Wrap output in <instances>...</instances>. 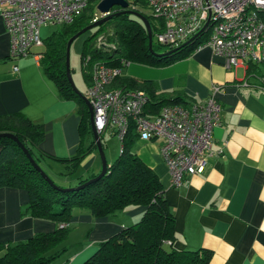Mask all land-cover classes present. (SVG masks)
<instances>
[{"label": "crops", "instance_id": "obj_1", "mask_svg": "<svg viewBox=\"0 0 264 264\" xmlns=\"http://www.w3.org/2000/svg\"><path fill=\"white\" fill-rule=\"evenodd\" d=\"M8 6L6 0H0V115L22 113L42 124L45 134L40 150L54 158L72 157L81 142L79 105L62 98L45 73L40 63L43 45L32 47L25 56H10V35L1 17V10ZM47 32L43 27V35ZM132 64L129 73L133 78L152 81L157 95H180L190 102H202L213 85L219 86L220 125L213 129L212 149L220 153L208 158L202 173L173 186L159 139L138 138L132 147L163 186L175 217L174 247L210 249L208 264H264V88L260 80L264 65L245 63L228 69L224 58L209 46L195 48L186 57L162 66L136 62L125 66ZM122 75L129 76L121 68ZM90 141L91 136L85 137L83 145ZM109 155L112 158V153ZM42 162L60 170L59 163L49 157ZM79 169L84 176L100 171L97 149L85 155ZM59 183L69 184L68 180ZM27 201L24 189L0 188V242L25 241L57 228L52 220L21 216ZM143 212L142 206H128L114 215L94 218L85 210H73L68 237L80 227L89 233V243L69 254L67 249L49 264H82L100 241L138 221Z\"/></svg>", "mask_w": 264, "mask_h": 264}, {"label": "trees", "instance_id": "obj_2", "mask_svg": "<svg viewBox=\"0 0 264 264\" xmlns=\"http://www.w3.org/2000/svg\"><path fill=\"white\" fill-rule=\"evenodd\" d=\"M127 1L128 8L148 19L154 33L156 19L149 12L144 13V10H148L146 4L139 0ZM97 2L91 1L73 22L59 25L43 38L41 49L40 63L47 76L57 85L59 95L75 100L79 105L81 142L76 154L69 158L46 155L39 147L45 134L42 124L32 122L22 113L0 115V132L13 133L54 183V186L50 185L40 175L15 141L0 137V188L27 191L28 201L21 210V216L49 219L57 224L52 232L37 233L25 241L0 242V264H48L67 250L65 242L70 228L64 223L68 224L73 210H85L96 218L114 215L128 206L144 208L140 219L100 241L95 252L82 264H208L212 250H180L174 247L175 217L168 207L156 173L132 151L138 139L134 128L129 130L118 157L108 162L103 176L78 190H63L82 185L99 173L92 172L86 176L79 173L81 160L90 150L97 148L92 138L87 106L72 90L65 73L66 43L75 33L93 23L94 15L100 19ZM119 10L117 6L112 8L113 13ZM108 29L113 33L107 38V43L96 45V37ZM89 32L91 34L85 38L80 53L87 85L94 63L119 68L128 62L162 66L186 57L197 43L189 42L171 54L158 57L148 49L147 33L141 20L125 13L114 15ZM152 49L155 52L153 44ZM151 85L152 81L149 80L120 75L112 86L144 91L150 100L147 110L155 113L164 105L190 102L180 95H157ZM90 136V144L83 145L84 138ZM46 157L58 162L60 170L49 174L41 165ZM66 180L68 185L59 183Z\"/></svg>", "mask_w": 264, "mask_h": 264}, {"label": "built area", "instance_id": "obj_3", "mask_svg": "<svg viewBox=\"0 0 264 264\" xmlns=\"http://www.w3.org/2000/svg\"><path fill=\"white\" fill-rule=\"evenodd\" d=\"M91 1L6 0L9 6L1 10V17L10 35V56H25L32 47L42 46L44 25L73 22ZM139 1L156 19L152 38L159 45L170 49L185 42H197L196 48L209 46L224 58L228 69L245 63L264 65V0ZM204 33L207 36L202 38ZM90 74L86 97L98 134L116 135L120 151L131 127L141 140L159 139L171 185L179 186L189 176L202 173L208 158L220 153L212 149L213 129L220 125L218 85L202 102L168 104L155 113L147 110L150 100L142 90L112 86L121 68L94 63ZM260 80L264 88V76Z\"/></svg>", "mask_w": 264, "mask_h": 264}, {"label": "water", "instance_id": "obj_4", "mask_svg": "<svg viewBox=\"0 0 264 264\" xmlns=\"http://www.w3.org/2000/svg\"><path fill=\"white\" fill-rule=\"evenodd\" d=\"M115 6L119 7L120 10L118 12L113 13L112 8ZM128 7H129V2L127 0H99L96 4V9L98 10V12L100 14H102L100 19H97V20L93 21V23L82 28L80 31H78L73 36H71L66 43V50H65L66 78H67L72 90L74 92H76L83 99L85 105L87 106L88 113H89V123H90L91 133H92L93 139L95 141L97 152H98V155L100 158L101 169H100L99 173L94 178H92L91 180L87 181L86 183H84L82 185L76 186V187L63 188V190H65V191H67V190H78V189L82 188L84 185L90 183L91 181L97 180L98 178H100L101 176H103L106 173L107 167H108V161H107L106 156H105V152H104L103 145H102V142L100 139V135L98 134V132L95 128L94 122H93L92 106H91L90 102L88 101L87 97L85 95H83L81 92H79V90H77V88L75 87V85L73 83L72 77H71L70 65H69V51H70V46H71L72 42L77 37L84 34L85 32H87V31L95 28L96 26L102 24L103 22L111 19L114 15L119 14V13H125V14H132L141 20V22L143 23V25L145 27L146 33H147L148 49H149V51L153 52L156 56L162 57V56L171 54L180 48V46H179V47L169 49L167 52H161V53L154 52L152 49V30H151V26L149 24L148 19L145 16H143L142 14H140L137 11L130 9ZM187 43L188 42H185L183 45H186ZM183 45H181V46H183ZM0 137H8V138H11L13 141H15L17 143V145L21 148V150L25 154V156L28 158L30 163L33 165V167L40 173V175L50 185L54 186V183L51 180V178L34 161V159L32 158V156L29 153V151L27 150V148L19 141V139L13 133L0 132Z\"/></svg>", "mask_w": 264, "mask_h": 264}, {"label": "rangeland", "instance_id": "obj_5", "mask_svg": "<svg viewBox=\"0 0 264 264\" xmlns=\"http://www.w3.org/2000/svg\"><path fill=\"white\" fill-rule=\"evenodd\" d=\"M97 4V3H96ZM148 10H144L145 14H148ZM94 17H96L94 15ZM94 20L92 19V22ZM46 27L47 29V34L43 35L42 33V28ZM41 28V37L45 38L47 37L52 31L56 30L59 25L58 24H48V25H44ZM113 33V30L108 29L107 32L102 33L100 35H98L96 37V41L97 44L103 43L107 41V38L109 36H111ZM91 33L89 31L85 32L84 34L80 35L79 37H77L71 44L70 46V51H69V65H70V72H71V77L73 80V83L75 85V87L77 88V90H79V92H81L83 95L86 94L87 91V83L85 81L84 78V74L82 72V64H81V56H80V52L84 43V40L87 36H89ZM205 36H207V33H204L202 38H204ZM107 43V42H106ZM152 44H153V48L155 49V52H164V50H168L167 46H163V45H159L156 41V37L153 35L152 38ZM37 49H41V48H37ZM134 63V62H133ZM135 64H132L130 66H123L122 67V72L125 75H129L132 76L130 72L131 66H134ZM102 137V143H103V149L105 152V156L107 161H111L113 162L114 159H116L118 157V154L120 152V140L116 135H112L108 132H105L104 134L101 135ZM110 153H112V158L110 157ZM113 160V161H112ZM110 162V163H111ZM42 167L49 173V174H53V172H55V169H51L49 166H46L44 162L41 163ZM137 220V219H136ZM127 224H130L129 222ZM65 226H68V224L64 223ZM89 233L87 231L83 232V229H81L80 227H77L72 233L71 235L68 237V240H66L65 245L67 247V252L68 254L70 253V251L74 248L81 247V245H85L88 244L87 243V235ZM66 252V253H67ZM94 252V251H93ZM65 253V254H66ZM64 254V255H65ZM90 255V254H89ZM88 255V256H89ZM87 256L84 258L86 259ZM65 258H62V260ZM49 264V263H48Z\"/></svg>", "mask_w": 264, "mask_h": 264}]
</instances>
